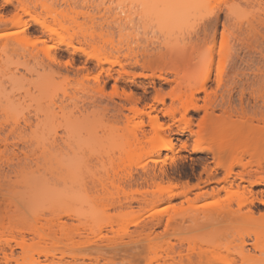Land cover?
Masks as SVG:
<instances>
[{"label": "rangeland", "instance_id": "rangeland-1", "mask_svg": "<svg viewBox=\"0 0 264 264\" xmlns=\"http://www.w3.org/2000/svg\"><path fill=\"white\" fill-rule=\"evenodd\" d=\"M21 1L28 13L0 0V247L13 253L9 264H46L44 251L53 254L47 264H90L88 255L99 264H171L160 250H178L179 240L184 253L217 240L221 259L240 264L244 247L253 264H264V225L201 226L205 210L225 205L224 193L157 199L167 177L193 185L207 179L204 168L222 177L209 119L240 104L264 119V0H192L179 26L175 18L151 24L148 0ZM148 60L149 70L141 66ZM110 66L113 78L125 68L147 92L129 86L126 76L115 84L107 78ZM182 75H197L198 85H179ZM97 84H104L101 94L93 91ZM122 90L154 106L161 135L147 117L119 112V105L128 108ZM141 123L147 134L133 146ZM163 136L171 144L158 151ZM244 162L264 171V140ZM160 166L163 180L151 173Z\"/></svg>", "mask_w": 264, "mask_h": 264}, {"label": "bare ground", "instance_id": "bare-ground-1", "mask_svg": "<svg viewBox=\"0 0 264 264\" xmlns=\"http://www.w3.org/2000/svg\"><path fill=\"white\" fill-rule=\"evenodd\" d=\"M190 1L192 0H148L149 6H150V12L148 15L149 22L153 24L159 19H164L166 21H169L175 18L176 21H174L173 23L174 25L179 26V23H180L179 21L181 20L179 18V16L181 15L180 13L181 11L186 9ZM4 2L10 5L14 4L15 2L16 10L21 13H28L29 11V7L25 5L24 3H22L21 0H4ZM0 23H5V22L0 20ZM42 27H44V25H42ZM167 30L169 31L170 29L168 28ZM178 36H181V35L178 34ZM178 38L176 36L174 40L177 41L179 40ZM166 41L167 43L171 42L170 39H166ZM77 49H74V50H77ZM32 57L34 58L35 55H33ZM98 59L99 58H95V60H97V66L99 67L100 66L99 64L103 62ZM58 62L59 61L57 60L56 63ZM105 62L109 63V61H106V60ZM137 63L138 61L135 62V65ZM45 64L47 63H44L42 65L45 66ZM48 64L46 65L47 67L46 66L45 67L46 69L51 71L52 69L50 70L49 67L50 68L52 67L50 66L52 65V63H48ZM113 64L114 66H116L115 62ZM53 65H57V64L53 63ZM141 66L142 68H146L148 70L152 69L153 61L152 60L144 61L141 64ZM40 67L42 68L41 63H40ZM82 67L83 66H81V68ZM100 68L101 67H99V69ZM108 68L109 69L106 70L107 78L112 79L115 84L118 81H121L126 77L129 78L128 77L129 74L127 76L126 74L127 72L125 71V68L124 70L122 69L123 71L121 72L119 71V69L121 68V65L119 69L117 70L119 71L117 78H113L115 76L111 74L112 72V70L110 69L111 66ZM56 70H59V69H56ZM53 74H56V72ZM149 77L153 78L154 75H150ZM196 77L197 75L195 76L193 75L192 78H190L187 75H182L178 79L179 80L178 84L185 86L188 89H191L192 87L198 85V80ZM142 78H145V76H143ZM163 81H166V80L163 79ZM122 82L124 84L126 83L124 81ZM128 82L130 84L129 86L133 87V89L137 91L141 90V92L143 93L147 92L145 85L141 83L140 85L136 84L137 80H136V77H134V75L133 77H130L128 79L127 83ZM204 83L205 81H202L201 86H204ZM101 85L97 84V88L93 91H95V93L97 91L98 94L99 93L101 94V92L104 89V84H101ZM112 87L116 89L115 85ZM121 92L123 93V94L121 93L123 95V102H125V104H128V108L123 104L122 106L119 105L120 106L119 112L121 111L123 112L124 110H126L127 112L131 113L133 116L147 117L148 118L147 125L150 128V130L154 134L161 135L162 124H160L159 122V117L155 112L154 106L148 103H144V102H143L144 104L141 105L140 104L142 102L141 97L137 96L134 90L133 92L132 91L126 92L123 90ZM156 96H157L156 101L158 103H163V100L159 98L157 92H156ZM139 105H141L140 106L141 109L138 108ZM192 109L197 110V107L193 106ZM187 110L188 108L185 107L184 110L182 111L183 113L180 115V121L186 120ZM167 115L171 121L176 120V117L173 114V112H168ZM219 118L220 119L216 121H213L211 119L208 120L209 127L207 128L206 132H207L208 137L212 140L213 145L210 151L213 154L214 164L216 168L222 170V177L218 178V174L216 173V171L215 170L212 171L211 168L210 169L208 168V170L204 168V172L207 175L206 180L204 181L199 180L196 184H193V185H191L187 181L179 182V183L173 182L172 179L167 177V181H166L167 186L166 187L159 186L157 188L158 190L157 199L158 201H161L163 197H165V199L170 201L175 198H181V199H184L185 202H189L191 195L194 196V200H199V199H205V198H210V197L214 198L215 196L219 195L222 192L228 198L225 205L221 207H217L211 211L205 210L203 213V223L201 224V226H203V228H205L206 231L212 227H217L225 223H237V224H241L244 226L249 225L252 227L263 226L264 225L263 224L264 223V190H261L258 193H252L251 188L264 186V171H261V170L259 171L258 167H260V165H257L256 170H253L252 168H250L249 164L244 162V156L249 155V154L251 155L253 153L255 146L263 142L264 140V119L262 117L260 119L253 118V117L251 118L246 112V110L244 109V107L242 106V104H240L238 110L231 111V110L226 109L221 114V117ZM253 122L255 123L257 122L256 126L253 125ZM258 122H261L260 124L262 125L260 126V130L257 133L256 128H259ZM180 133L184 134V129H181ZM146 134H147V131L145 129V126L143 123H141L140 126L136 128V130L133 132L131 136V140L133 141V146L135 142H138L139 139L144 138ZM170 144L171 143L168 137L163 136V138L160 140V146L158 148V151L162 149H167V147L169 148ZM235 168L239 170H235ZM151 173L153 177L157 176L160 180H163V178L166 177V173H165L163 166H160L157 169V172L155 171V168L151 169ZM213 184H215V186ZM211 185L213 186L207 190V187ZM246 195H249V196H246ZM255 204L257 205L256 213H258V217H255V214L252 211V207H255ZM258 207H262V210H259ZM154 215L155 214L152 213L150 217H153ZM195 219H197V216ZM252 235L254 236L255 240L258 241L257 240L258 239L257 229L253 230ZM177 244H178V250H174V248H172L171 246H169L165 250L163 249L160 250V251H165V258L167 261H170L171 264H183L184 261H186L187 264H234V263L226 261V259L223 257L222 259L219 257L218 251L220 249V243L217 240H212V242H210L209 245H207L208 242L207 244L205 243L204 249L198 247L197 248L198 251L194 248L188 247L186 250V253H184L183 251L182 241L179 240ZM253 246L255 247V245ZM151 249H153V247ZM153 252L154 251H152V253ZM49 253L51 254L52 252L44 251L41 253L43 254L42 255L43 258L46 260V261L44 260V262H47V263L49 262L48 260V257L50 256ZM0 254L2 256V260L4 264H9L11 262V259L13 256V253L11 251L7 252V250L2 246L0 247ZM88 256H89V259L86 256L87 260L93 261V262H90V264H99L97 261L98 259L96 257H95L96 259L92 258V260H90L91 259L90 257H92V255L91 256L88 255ZM192 257L195 258L194 261H192ZM237 257L239 258L241 262L240 264H253L255 260L251 255H249L244 250V247L239 248V250L237 251ZM50 258L52 260L53 257H49V259ZM150 261L153 262L154 259L152 258V260L150 259ZM164 262H166L165 259H164ZM31 263L41 264L40 261H38L37 259L33 260ZM58 264L60 263L58 262Z\"/></svg>", "mask_w": 264, "mask_h": 264}, {"label": "snow or ice", "instance_id": "snow-or-ice-1", "mask_svg": "<svg viewBox=\"0 0 264 264\" xmlns=\"http://www.w3.org/2000/svg\"><path fill=\"white\" fill-rule=\"evenodd\" d=\"M6 35H12V33H7Z\"/></svg>", "mask_w": 264, "mask_h": 264}]
</instances>
